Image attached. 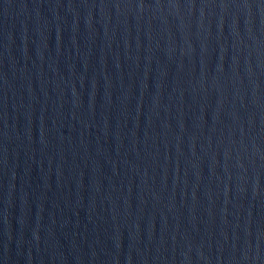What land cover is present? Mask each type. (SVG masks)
Segmentation results:
<instances>
[{
  "label": "water",
  "instance_id": "water-1",
  "mask_svg": "<svg viewBox=\"0 0 264 264\" xmlns=\"http://www.w3.org/2000/svg\"><path fill=\"white\" fill-rule=\"evenodd\" d=\"M0 264H264V0H0Z\"/></svg>",
  "mask_w": 264,
  "mask_h": 264
}]
</instances>
